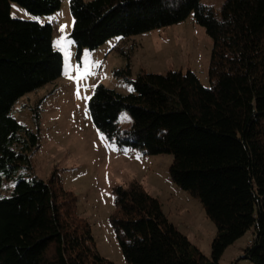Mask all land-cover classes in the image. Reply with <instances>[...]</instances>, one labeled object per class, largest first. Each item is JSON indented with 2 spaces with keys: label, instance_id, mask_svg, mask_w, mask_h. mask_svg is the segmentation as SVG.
I'll return each instance as SVG.
<instances>
[{
  "label": "trees",
  "instance_id": "16d2710c",
  "mask_svg": "<svg viewBox=\"0 0 264 264\" xmlns=\"http://www.w3.org/2000/svg\"><path fill=\"white\" fill-rule=\"evenodd\" d=\"M11 2L35 15L62 0H0V264H115L98 250L78 196L59 173L33 174L39 131L13 115L27 93L63 74L52 23L16 18ZM78 57L113 37L180 23L193 15L213 39L210 85L188 70L141 71L134 91L98 84L88 106L95 127L120 146L170 153L175 184L198 198L216 224L207 257L134 181L116 188L111 222L128 264H220L228 247L253 233L243 257L264 264V0H69ZM132 126L124 130L120 114Z\"/></svg>",
  "mask_w": 264,
  "mask_h": 264
},
{
  "label": "rangeland",
  "instance_id": "374dc122",
  "mask_svg": "<svg viewBox=\"0 0 264 264\" xmlns=\"http://www.w3.org/2000/svg\"><path fill=\"white\" fill-rule=\"evenodd\" d=\"M202 1L216 9H221L224 3V0ZM11 6L13 17L52 23L53 44L65 57L61 77L27 93L13 107L18 121L41 135L40 146L31 155L33 174L49 179L54 172L59 173L64 186L78 196V213L91 224L98 250L115 264H128L111 222L116 188L134 181L159 198L169 219L211 257L216 224L201 201L173 181L170 173L173 155H147L111 141L93 124L89 99H85L92 96L98 84L129 94L134 91V81L141 71L165 74L170 70L184 73L192 70L209 86L213 39L206 28L191 15L164 28L113 37L96 49H84L79 58L71 36L75 21L69 0H62L60 9L47 15H35L17 2H11ZM63 37L71 41L68 55L57 45V40ZM86 60L91 62L92 74L78 85L70 75L76 77L80 73L73 70L69 75L66 69L70 63L73 69L79 67L82 72ZM119 121L124 130L132 126L127 111L121 112ZM13 185L6 182L0 194L8 193ZM252 239L253 233L249 231L227 248L220 264H255L243 257Z\"/></svg>",
  "mask_w": 264,
  "mask_h": 264
},
{
  "label": "snow or ice",
  "instance_id": "6c2138e0",
  "mask_svg": "<svg viewBox=\"0 0 264 264\" xmlns=\"http://www.w3.org/2000/svg\"><path fill=\"white\" fill-rule=\"evenodd\" d=\"M67 26L65 25L64 28H66ZM71 41L68 39V37H63L59 40H57V45L58 47H61L64 49L65 54L68 55V48L70 46ZM75 70L77 72H79L80 74L76 77H71L70 73ZM66 71L69 73L70 78H73L77 81L78 85H79V81L83 80L85 78H87L89 75H91V62L90 61H85V65L83 68V71H80L79 67H76L75 69H73V66L69 63V65L67 66ZM131 90V89H130ZM80 94V89L79 86L77 87V95L79 96ZM85 99H91V97H85ZM102 139L104 138L103 136L101 137ZM14 186V185H13Z\"/></svg>",
  "mask_w": 264,
  "mask_h": 264
},
{
  "label": "built area",
  "instance_id": "2783aa9c",
  "mask_svg": "<svg viewBox=\"0 0 264 264\" xmlns=\"http://www.w3.org/2000/svg\"><path fill=\"white\" fill-rule=\"evenodd\" d=\"M250 243L252 244L253 243V240H250Z\"/></svg>",
  "mask_w": 264,
  "mask_h": 264
}]
</instances>
